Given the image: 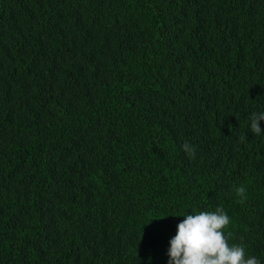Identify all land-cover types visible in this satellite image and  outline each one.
I'll return each mask as SVG.
<instances>
[{"label": "trees", "instance_id": "1", "mask_svg": "<svg viewBox=\"0 0 264 264\" xmlns=\"http://www.w3.org/2000/svg\"><path fill=\"white\" fill-rule=\"evenodd\" d=\"M254 112L264 0H0V264H168L218 207L264 264Z\"/></svg>", "mask_w": 264, "mask_h": 264}, {"label": "clouds", "instance_id": "2", "mask_svg": "<svg viewBox=\"0 0 264 264\" xmlns=\"http://www.w3.org/2000/svg\"><path fill=\"white\" fill-rule=\"evenodd\" d=\"M260 121H264V112L252 113L250 127L257 135L262 133ZM182 148L194 157L193 146L185 143ZM236 191L241 197L245 194L242 186ZM182 217L175 236L169 240L168 264H260L256 257L246 256L243 246L229 243L230 234L224 230L231 220L222 208Z\"/></svg>", "mask_w": 264, "mask_h": 264}]
</instances>
